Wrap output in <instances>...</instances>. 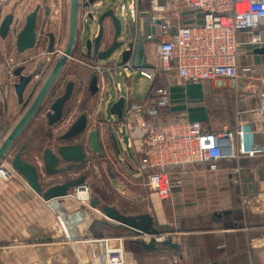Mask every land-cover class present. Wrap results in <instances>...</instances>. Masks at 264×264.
<instances>
[{"label":"crops","instance_id":"0c3cea01","mask_svg":"<svg viewBox=\"0 0 264 264\" xmlns=\"http://www.w3.org/2000/svg\"><path fill=\"white\" fill-rule=\"evenodd\" d=\"M101 1L103 5L99 10L102 12L113 10L119 17V0ZM17 2L18 0L16 4ZM36 5L40 6L37 15L36 47L22 54L20 56L22 61L19 63L21 66L26 65L25 73L38 68L41 62L44 63L33 83L25 91V94L32 92V95L53 62L51 56H40L47 53L49 44V39L44 34H53L56 40L54 50L62 52L66 41L69 10V3L61 0H49L47 4ZM45 6L49 9L47 13L44 10ZM89 9L79 10L77 34L79 38L83 37L84 27L87 25L89 33L83 38L92 40L97 35L98 27L96 22L92 24L87 20ZM191 16L192 14L187 11L181 14L184 23H187ZM120 20L126 23L125 28L129 25L131 29L130 20L121 18ZM110 34V23L106 19L103 21L101 49L110 40ZM12 35L15 38V34ZM144 49L147 59H151L153 46L146 43ZM240 54L241 72L252 76L256 83L241 79L235 90L238 94L236 100L238 107L242 105L250 110L257 101L256 91L260 92V98L264 100V54L253 52L245 56L247 55L245 49ZM94 60L77 50L63 68L55 88L54 95L58 96L63 92L67 82L74 84L72 96L64 106L62 122L64 121L68 127L80 115L86 116V131L80 138L87 153V160L80 169H72L65 175L53 177L51 183H61L82 175L86 177L87 183L89 175H100V184L91 197L98 200L97 209L95 211L80 205L72 198V191L65 199L44 202L21 178L6 183L0 181V264H59L62 260L60 253L65 254L61 255L64 257L69 254L73 260L80 262L84 257L80 251L83 250L82 246L88 245L95 254L100 255L103 240L113 247H121L124 264H131L132 255H127L124 251V244L129 242L138 246V239L124 242L132 234L117 226L110 227L115 233H120V236L116 234L106 236L104 229L107 225L100 222L104 220L101 209L110 207L121 215L135 216L151 213L154 204L136 170L139 153L135 144L139 143V133L128 132L123 121L118 122L110 115L109 109L121 97L126 101L125 107L131 102L148 103L149 90L142 97L137 96L133 100L130 97L129 86L133 77L138 75L126 78L121 74L104 72L101 76L96 75L98 90L95 94L91 93L89 84L94 73L88 66L93 64ZM130 61L132 63V59ZM5 83L6 91L0 93V115L7 117L13 124L25 106L17 103L11 85L7 80ZM116 84L119 85V91ZM124 85L128 86L127 94L123 93ZM170 92L173 105L166 115L173 116L185 112V118L200 120L206 131H216L209 122L208 111L218 107L219 113L224 112L227 100L222 101L220 97L221 101L217 102V106L203 102L204 96L212 92H208L202 86H170ZM3 101L7 104L6 114L2 113ZM46 110L47 106L26 127L14 146L16 149L26 143L22 159L37 163L39 167L43 148L52 144L53 136L63 133L66 129H63L62 122L49 127L43 117ZM249 110L237 114L235 127L232 129L233 148L238 159L232 162H218L217 170L197 167L192 172L188 171L183 176L182 187L161 203L164 223L159 232L178 244L179 250L170 251L158 246L155 251H146L142 248L144 254L158 252L168 258L177 255L179 261L177 264H264L263 138L251 127ZM193 114L201 118H191ZM92 130L98 131L101 155L88 149L87 136ZM89 161L93 166H89ZM232 178L237 179L236 185L230 182ZM246 197L251 202L252 207L249 209L243 206ZM66 249L67 252H64ZM88 264L92 262L88 261Z\"/></svg>","mask_w":264,"mask_h":264},{"label":"built area","instance_id":"2783aa9c","mask_svg":"<svg viewBox=\"0 0 264 264\" xmlns=\"http://www.w3.org/2000/svg\"><path fill=\"white\" fill-rule=\"evenodd\" d=\"M119 1V17L130 20L134 35L142 36L153 46L152 58L148 60L145 55L146 68L135 67L131 61L93 62L88 67L95 75L101 76L104 72L121 74L126 78L138 75L152 83L147 95L148 103L127 104L122 123L128 132L139 133L136 170L144 187L150 196L165 201L182 187L183 176L188 171L192 172L197 167L217 170L218 162L238 159L229 133L206 131L200 120L185 118V112L166 115L173 105L170 86H202L213 92L236 90L241 79L256 83L252 76L241 72L240 53L245 49V56H249L264 49V0ZM12 2L0 0V22ZM102 5L101 0L95 1L89 12L99 10ZM184 11L192 14L187 23L181 17ZM60 54L59 50H54L40 56L54 58ZM19 65L3 67L0 63V93L6 88V80L10 85L15 81L13 72ZM116 88L119 91L118 84ZM256 100L249 112L254 132L263 138L264 157V100L260 97ZM61 125L65 130L70 126L67 127L64 121ZM129 144H132L130 140ZM16 178L19 176L9 161L3 160L0 163V181L6 183ZM230 182L238 183L236 178ZM71 196L80 205L90 208L91 195L87 183L75 187ZM249 201L244 198V208L252 207ZM130 237L144 242L150 238ZM164 239L161 234L156 240ZM105 241L100 247V260L94 264H124L122 248ZM177 260V256H171L170 264H177Z\"/></svg>","mask_w":264,"mask_h":264},{"label":"water","instance_id":"95a60500","mask_svg":"<svg viewBox=\"0 0 264 264\" xmlns=\"http://www.w3.org/2000/svg\"><path fill=\"white\" fill-rule=\"evenodd\" d=\"M97 0H69L68 25L66 41L61 54L54 57L52 65L48 73L45 75L41 84L35 89L36 91L25 94L27 87L33 83L35 76L40 72L44 63L41 62L35 70L25 73L26 65L17 67L13 74L15 81L11 84L13 93L19 105L25 106L22 114L11 124L7 117L0 115V163L7 159L12 170L21 178L28 188L44 202L61 200L69 197L70 192L77 186L85 183L84 175L77 178L66 180L61 183H51V179L55 176L65 175L70 170L80 169L87 160V153L83 148L82 135L86 131L87 118L80 115L63 133L55 135L51 138L52 144L44 147L41 152L40 164L27 162L22 159V154L27 144L24 143L18 148L14 146L23 134L26 127L41 113L45 106L46 112L43 117L49 127H53L63 120L64 106L70 100L74 89L72 82L64 85L63 92L55 96V88L62 75L63 68L67 65L69 59L77 50L88 58H94V62L110 64V63H126L132 59V65L135 67L146 68V57L144 45L146 41L142 36H135L133 30L129 29V25L125 28V34H122V24L120 18L113 10L102 12L94 10L86 15L90 23L96 22L98 27L97 35L92 39H84L78 36V15L81 8L89 9ZM40 6L37 5L31 13L24 18V24L16 30L17 18L13 14H6L0 22V38L5 39L8 34H15V49L17 54L22 55L27 51H31L36 47L37 42V15ZM45 12L49 11L48 7H44ZM108 19L111 27L110 40L102 47L103 39V21ZM44 32L42 31V34ZM49 39L47 53L54 52L56 43L55 36L51 33L44 34ZM264 54V49L255 51ZM98 77L94 74L90 80L89 90L95 94L97 88ZM35 86V84H34ZM5 90H1L3 93ZM31 91V90H30ZM28 95V98H27ZM126 101L123 97L116 100L109 109L111 116L115 117L118 122H122L124 118V109ZM7 104L3 101L2 113L6 114ZM98 131L92 130L88 136V149L97 155H101V149L98 139ZM81 137V138H80ZM114 143L115 136L112 133ZM76 140L77 142H72ZM136 151L139 153L140 142L135 144ZM153 202V211L135 216H124L110 207H103L101 213L104 220L100 221L107 226H117L130 232L132 235L143 237L149 236V241L139 240L137 243L146 251H155L158 246H162L170 251H178L179 245L173 243L170 238L162 241L156 239L160 237L159 232L163 220V212L161 203L156 196H151ZM98 200L93 198L90 200V208L96 210ZM167 230L166 226H164ZM74 262H70L73 264ZM103 264V263H102Z\"/></svg>","mask_w":264,"mask_h":264},{"label":"rangeland","instance_id":"374dc122","mask_svg":"<svg viewBox=\"0 0 264 264\" xmlns=\"http://www.w3.org/2000/svg\"><path fill=\"white\" fill-rule=\"evenodd\" d=\"M16 1H14V4L12 3L9 8H7L6 13L7 14H13L16 18H17V27L19 26L21 27L24 24V18L25 16H27L29 13H31L33 11V9L35 8V6H37L36 4H47L49 2V0H18L17 4ZM63 2H68L69 0H61ZM128 24H130L129 21H127ZM122 24V34H125V24L124 22H121ZM19 27V28H20ZM131 27V31H132V26L130 24ZM85 34L83 35V37L85 38L86 36H88L89 33V27L87 25H85ZM21 55L17 54L16 49H15V38L14 35H12L11 33L8 34V36L5 39H1L0 38V63L3 65V67H7L8 65L11 64H19L22 60H21ZM118 80H120L118 78ZM112 83L110 82V85ZM152 83L148 82L144 79L139 78L138 76L133 77V79L130 81V91H131V99L134 100L135 97L140 96L142 97L143 94H145L148 90L151 89ZM127 85L123 86V93L127 94ZM111 89V87H110ZM256 91V90H254ZM256 97H261L260 92L256 91ZM220 97L222 98V101L227 100V105L224 108V112L219 113V109H217L218 107H215L212 110L208 111L209 114V122L210 124H212V126L214 127V129H216V131L219 132H227L231 135V137H234L233 134V127H235V120L237 117V114H240L244 111H247L249 109L244 108V106H239L237 105V97L238 94L237 92H235L234 90H225V91H213L210 94H207L206 96H204V98L202 99L203 102H206L208 104H213L214 106H217V102L221 101L219 100ZM240 105V104H239ZM243 108V109H242ZM23 112V111H22ZM19 118V117H18ZM191 118H201L199 116H196L195 114H193V116H191ZM250 124H251V116H250ZM252 127V126H251ZM93 162L95 161L94 159H92ZM90 163V161L88 162V164ZM93 166L91 163L89 164V166ZM100 175H89L88 177V188L90 190V195L92 197V193H94L93 191H97L98 185L100 184V179H99ZM94 189V190H93ZM241 197V195H240ZM247 198V197H246ZM102 221V220H101ZM97 225V224H96ZM95 225V226H96ZM108 227V228H107ZM105 229L103 228L102 225V229H104L106 236H120V233H115V231L113 230L112 227L107 226ZM116 234V235H115ZM127 241L132 240V238H128L125 239ZM137 241V240H136ZM61 247V246H60ZM92 247V246H91ZM83 250L80 249V251L83 253L84 257L83 260H81L80 262L73 260L71 258V256L69 254H67L65 257L61 256V255H65L60 253V258L62 259L60 261L59 264H70V262H74L73 264H88V261H90V263L92 262V264H94L95 262H97L98 260H100V255L99 254H95L94 251L92 249H90V247L88 245H85L84 247L82 246ZM92 248H95L92 247ZM64 249V248H62ZM124 251L130 255H132V260H131V264H170L171 261V257L168 258L167 256H165L162 253H152V254H144L141 253L140 251H138V247L136 244L133 243H125L124 244ZM67 252V249L66 251ZM72 255V254H71ZM129 255V256H130ZM177 256V255H176ZM74 257V256H73ZM178 257V256H177ZM177 262H179L177 260Z\"/></svg>","mask_w":264,"mask_h":264},{"label":"trees","instance_id":"16d2710c","mask_svg":"<svg viewBox=\"0 0 264 264\" xmlns=\"http://www.w3.org/2000/svg\"><path fill=\"white\" fill-rule=\"evenodd\" d=\"M139 246L140 245L138 244V246H137L138 247V251H140L141 253H144V250H142V247L141 246L139 247Z\"/></svg>","mask_w":264,"mask_h":264},{"label":"flooded vegetation","instance_id":"af4514ba","mask_svg":"<svg viewBox=\"0 0 264 264\" xmlns=\"http://www.w3.org/2000/svg\"><path fill=\"white\" fill-rule=\"evenodd\" d=\"M28 62H29V60H28Z\"/></svg>","mask_w":264,"mask_h":264}]
</instances>
